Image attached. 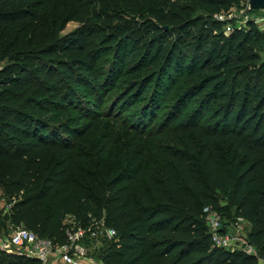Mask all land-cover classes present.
<instances>
[{
	"label": "trees",
	"instance_id": "16d2710c",
	"mask_svg": "<svg viewBox=\"0 0 264 264\" xmlns=\"http://www.w3.org/2000/svg\"><path fill=\"white\" fill-rule=\"evenodd\" d=\"M240 4L247 0H196L195 8L125 0L138 23L154 20L142 63L152 69L98 116L116 79L113 70L106 91L90 47L96 32H55L27 51L17 27L39 33L41 4L0 0V62L10 61L0 72V189L14 227L63 242L68 216L84 227L103 219L116 232L101 247L103 264H258L213 245L203 209L225 200L252 226L248 242L264 259V34L249 21L227 35L213 19ZM182 36L193 40V57L182 52ZM107 42L118 48L114 66L141 72L144 65L130 69L137 47L128 48L129 36L112 33ZM32 89L37 98L22 99ZM174 90L178 100L154 132ZM0 264L41 263L0 251Z\"/></svg>",
	"mask_w": 264,
	"mask_h": 264
},
{
	"label": "rangeland",
	"instance_id": "374dc122",
	"mask_svg": "<svg viewBox=\"0 0 264 264\" xmlns=\"http://www.w3.org/2000/svg\"><path fill=\"white\" fill-rule=\"evenodd\" d=\"M38 1L41 4L42 17L44 19L43 28L39 33H35L34 29L36 25H29L26 27V23L18 25L17 28L22 29L23 41L25 43L27 51L38 49L46 39L50 38L53 33H57L59 36H65L82 25H86L96 32L95 39L92 41L90 46L94 55L96 56L97 65L99 68V74L101 75L100 80L105 81L104 88L106 91L112 86L113 78L116 79V86L112 89L109 94L105 92L102 96L106 95L102 102H100V109L97 115L105 116L110 110L112 99H114L129 83L133 81L144 80L146 76L151 71L152 67L142 64L145 51L149 48L151 37L155 36L154 33L147 32V27L150 23H154V20L138 23L137 18L130 17L126 12L127 7L125 5V0H30ZM168 3H178L182 6L195 8L196 0H167ZM240 4L239 6H232L229 11H225L224 14L215 16L214 20H219L223 24L221 29L225 31L228 35L232 28L245 30L248 27V22L253 21L261 16H264V10L260 11H250L248 8V0L246 7ZM199 14L198 11L195 15ZM257 31L260 35L264 34V30H261L255 23ZM199 30V26L196 28H188L184 35L193 36ZM98 31V32H97ZM129 32V34H126ZM187 32V34H186ZM117 33L120 38L130 37V43L128 44L129 49L137 47V51L133 57H131L130 69H135L139 65H144L141 72L137 74H127L125 70H121V67L114 66V62L118 59V48L115 43H108L107 38L110 34ZM126 34V35H125ZM182 34V35H183ZM190 36H182L181 40H185L181 44V50L187 56L193 57V45L194 42L191 40ZM184 37V38H183ZM175 41V36L170 40V42ZM264 62V52L259 54L258 63ZM10 63L9 60H4L0 62V72L1 70ZM134 65V67H133ZM146 65V66H145ZM114 71L113 78L112 73ZM129 70V68H128ZM111 81H110V80ZM254 83V82H252ZM180 90V89H179ZM178 90V91H179ZM34 90L27 92L22 99H27L31 95V98H37ZM174 90L169 97V100L160 112H158V120L154 124V132H159L161 130V123H159V118H163L165 113L169 112L173 105L177 102L178 96L177 92ZM49 99L52 100V96L48 95ZM46 96V97H47ZM30 98V99H31ZM180 107L184 106L186 102H180ZM191 108L185 110L183 116L177 121L173 122V125L181 123V120L185 117L187 113L190 112ZM125 116H129L126 112ZM209 114L206 112L205 117ZM64 117H60L57 122H60ZM108 121V120H106ZM110 123L115 127H119L121 122L118 119L117 114H114L110 119ZM161 122V121H160ZM205 122V120H202ZM129 125V124H127ZM10 204L7 199L3 196L2 190L0 189V251H5L11 253L13 248H5V243L7 242L14 225L11 223L10 219L7 218V211L10 208ZM221 219L222 227H224L229 233L235 234L240 233L242 235L248 234L252 226L245 221L238 219L234 214V207L228 204L225 200H222L220 209H213ZM207 226V223H205ZM243 245L242 242L239 243ZM103 243L94 242L89 246L88 251L95 257L100 256L101 247Z\"/></svg>",
	"mask_w": 264,
	"mask_h": 264
},
{
	"label": "built area",
	"instance_id": "2783aa9c",
	"mask_svg": "<svg viewBox=\"0 0 264 264\" xmlns=\"http://www.w3.org/2000/svg\"><path fill=\"white\" fill-rule=\"evenodd\" d=\"M261 30H264V16L253 19ZM205 221L214 246L230 251H242L255 256L258 264L264 259L258 256L256 249L248 242L247 234L229 233L220 216L210 207L203 209ZM116 237L114 229L108 227L103 219H92L84 227L74 217L68 216L64 221V241L55 242L49 238L39 237L22 226L12 229L5 243V248H13L11 253L32 258L41 264H103L101 259L92 255L88 249L91 244L103 243ZM242 242L243 245L239 243Z\"/></svg>",
	"mask_w": 264,
	"mask_h": 264
},
{
	"label": "water",
	"instance_id": "95a60500",
	"mask_svg": "<svg viewBox=\"0 0 264 264\" xmlns=\"http://www.w3.org/2000/svg\"><path fill=\"white\" fill-rule=\"evenodd\" d=\"M249 10H264V0H248Z\"/></svg>",
	"mask_w": 264,
	"mask_h": 264
}]
</instances>
